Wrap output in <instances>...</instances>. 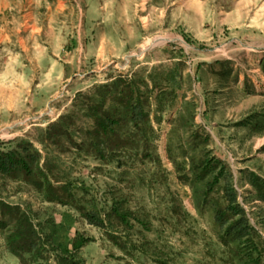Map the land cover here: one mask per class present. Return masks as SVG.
I'll return each mask as SVG.
<instances>
[{
    "label": "rangeland",
    "instance_id": "rangeland-1",
    "mask_svg": "<svg viewBox=\"0 0 264 264\" xmlns=\"http://www.w3.org/2000/svg\"><path fill=\"white\" fill-rule=\"evenodd\" d=\"M133 73L154 91V161L106 166L79 154L92 128L88 98ZM70 115L77 122L62 129ZM24 148L32 176L0 173V264H19L6 248L14 207L47 235L53 219L56 242L92 240L85 264H250L223 240L232 221L221 228L214 217L233 190L264 250V205L248 182L264 179V0H0V153L27 158ZM42 174L72 184L68 205L45 201ZM113 199L132 218L107 222L108 235L84 212L104 218Z\"/></svg>",
    "mask_w": 264,
    "mask_h": 264
},
{
    "label": "trees",
    "instance_id": "trees-1",
    "mask_svg": "<svg viewBox=\"0 0 264 264\" xmlns=\"http://www.w3.org/2000/svg\"><path fill=\"white\" fill-rule=\"evenodd\" d=\"M140 74L119 75L109 84L94 90V95L88 98L89 103L87 101L85 112V117L92 121V128L86 131V140L76 146L79 154L84 153L106 166L118 163L121 159H130L133 155L154 161L152 150L157 135L151 120L150 103L154 91L149 86V77L140 78ZM162 91L160 90V94ZM73 116L60 118L59 125L62 129H67L75 123L76 119L74 120ZM122 129L127 131L122 133ZM23 152L27 158H16L15 153H0V173L7 176L23 173L27 178L31 177L33 174L31 164L35 157L27 154L28 150L25 148ZM217 161L216 164H213L214 160L205 163L202 168L203 177L214 173L218 163H221L220 159ZM222 169L220 168V171L213 176L212 182L208 184L209 192H212L223 178ZM41 178L35 182V186L39 192L46 195L45 201L51 204L65 203L63 197L70 196L72 184L63 182L55 187L47 175L42 174ZM248 182L253 189L255 201L264 205V179L251 173ZM225 196L226 207L217 209L214 217L216 224L221 228L232 221L224 232V242L225 239H231L239 243L241 253L246 257L247 262L260 264L264 250L254 237L255 230L245 224V212L237 204L236 193L225 188ZM114 199L111 200L112 204L109 211L104 214V218L85 211V220L90 225L105 230L107 234V222L127 225L129 217L132 218L131 213L124 212ZM9 210L13 215L14 227L6 237V248L19 264H85L80 257V251L92 240L76 234L65 243L56 242L54 239L57 235L56 224L53 219H48L53 232L47 235L39 230L38 218L30 211L21 210L19 207ZM235 217H239L238 220H233ZM5 227L6 224L0 222V229ZM245 247L247 249H244Z\"/></svg>",
    "mask_w": 264,
    "mask_h": 264
}]
</instances>
